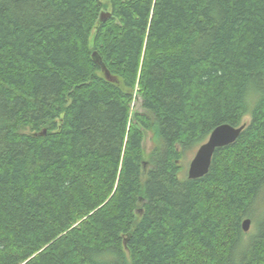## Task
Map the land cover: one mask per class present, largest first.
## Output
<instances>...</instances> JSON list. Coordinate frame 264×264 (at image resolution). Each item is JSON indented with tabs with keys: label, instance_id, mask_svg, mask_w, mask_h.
I'll use <instances>...</instances> for the list:
<instances>
[{
	"label": "trees",
	"instance_id": "trees-1",
	"mask_svg": "<svg viewBox=\"0 0 264 264\" xmlns=\"http://www.w3.org/2000/svg\"><path fill=\"white\" fill-rule=\"evenodd\" d=\"M0 264H264V0H0Z\"/></svg>",
	"mask_w": 264,
	"mask_h": 264
},
{
	"label": "water",
	"instance_id": "water-1",
	"mask_svg": "<svg viewBox=\"0 0 264 264\" xmlns=\"http://www.w3.org/2000/svg\"><path fill=\"white\" fill-rule=\"evenodd\" d=\"M107 16L108 12H103L100 15V19L103 20ZM105 73L107 76L108 72L105 71ZM244 126L245 123H242L238 126H233L228 123H222L213 128L207 138L201 142V144L193 154V157L188 166L187 177L191 179L201 176L203 177V175L207 173L209 169L208 166H210L211 159L215 150L219 147H223L234 142ZM250 222L251 221L249 218H245L242 221L241 225L244 232L248 230Z\"/></svg>",
	"mask_w": 264,
	"mask_h": 264
},
{
	"label": "rangeland",
	"instance_id": "rangeland-1",
	"mask_svg": "<svg viewBox=\"0 0 264 264\" xmlns=\"http://www.w3.org/2000/svg\"><path fill=\"white\" fill-rule=\"evenodd\" d=\"M100 1L101 2H105L106 0H100ZM140 106H141L140 98L136 96L133 99L132 113L141 112L142 111V107H140ZM248 119H249L248 116H246L244 118V120H248ZM199 145H197V146H195V147H193L191 149L186 150L185 153L182 155V157L180 159V166L182 168L180 176H182L184 173L187 174V170H188V166L190 164V161H191V159L193 157V154L195 153V151H196V149L198 148ZM143 148H144V152L145 153H148L150 151V148H151V143H150V140H149V134L147 132H144ZM145 163H147V162L145 161ZM145 163H143L144 166L146 165ZM251 230H252V224L250 222L248 230L246 231V233L250 232Z\"/></svg>",
	"mask_w": 264,
	"mask_h": 264
}]
</instances>
